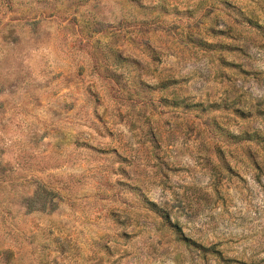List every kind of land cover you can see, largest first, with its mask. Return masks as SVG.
I'll return each mask as SVG.
<instances>
[{
	"label": "rangeland",
	"instance_id": "rangeland-1",
	"mask_svg": "<svg viewBox=\"0 0 264 264\" xmlns=\"http://www.w3.org/2000/svg\"><path fill=\"white\" fill-rule=\"evenodd\" d=\"M0 264H264V0H0Z\"/></svg>",
	"mask_w": 264,
	"mask_h": 264
},
{
	"label": "trees",
	"instance_id": "trees-1",
	"mask_svg": "<svg viewBox=\"0 0 264 264\" xmlns=\"http://www.w3.org/2000/svg\"><path fill=\"white\" fill-rule=\"evenodd\" d=\"M260 27L262 28V26H259L258 28H260ZM178 228H179V227H178Z\"/></svg>",
	"mask_w": 264,
	"mask_h": 264
}]
</instances>
